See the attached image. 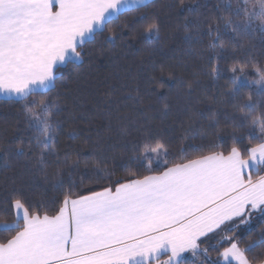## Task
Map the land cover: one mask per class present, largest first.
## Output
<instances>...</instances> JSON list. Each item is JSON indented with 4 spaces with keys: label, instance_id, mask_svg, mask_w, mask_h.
Instances as JSON below:
<instances>
[{
    "label": "snow or ice",
    "instance_id": "snow-or-ice-1",
    "mask_svg": "<svg viewBox=\"0 0 264 264\" xmlns=\"http://www.w3.org/2000/svg\"><path fill=\"white\" fill-rule=\"evenodd\" d=\"M147 3L0 0V95L18 99L36 130L37 159L45 180L46 154L56 158L57 176L61 165L72 168L80 163L78 159L69 165L67 153L61 161L53 147L60 128L53 117L63 112L51 95L56 82L64 69L83 65L98 35L107 32L105 43L115 47L122 33L110 25ZM223 7L227 15L205 21L212 50L207 74L213 80L220 78L222 69L212 61L224 59L226 50L220 43L221 27L237 35L253 29L264 32V0H237L235 6L223 0ZM216 8L220 11L221 5ZM117 27L133 33L127 24ZM184 30L188 33L187 22ZM160 32L153 20L141 35L158 43ZM226 71L232 88L223 102L238 113L225 117L232 128L226 135L215 112L207 132L194 119L202 113H193L179 137L180 148L173 152L172 140L146 123L135 129L130 141L133 155L123 166L124 177L113 180L106 168L94 169L98 177L108 173L103 176L108 186L100 190L85 193L75 191L73 183L64 188L58 182L53 188L61 197L35 200L27 188L16 187L15 180L10 188L6 184L0 210L11 219L0 221V264H184L185 253L199 264H252L248 254L264 247V228L255 240L244 241L238 233L257 217L264 221V103L258 104L251 94L241 96V87L255 85L256 93L264 96V67L234 62ZM160 83H165L163 76ZM193 91L189 83L187 94ZM168 107L164 105V115ZM122 134L132 135L127 128ZM68 136L77 138L75 132ZM33 154L30 142L15 149L26 162ZM9 159L4 150L6 167Z\"/></svg>",
    "mask_w": 264,
    "mask_h": 264
},
{
    "label": "trees",
    "instance_id": "trees-1",
    "mask_svg": "<svg viewBox=\"0 0 264 264\" xmlns=\"http://www.w3.org/2000/svg\"><path fill=\"white\" fill-rule=\"evenodd\" d=\"M217 5H221L220 11ZM227 14L223 0H183V4L180 0H152L146 7L120 15L119 20L110 25L117 33H122L115 47L105 43L107 32L98 35L96 42L88 46L83 65L64 69L62 78L56 82V91L51 93L63 109L58 117H53L60 123L55 133L58 142L53 147L61 161L69 154V165L80 160L79 165L72 168L61 165L59 176L56 175V158L47 154L48 179L40 172L37 159L40 149L34 140L36 130L30 127L21 102L1 99L0 197L6 191V184L9 188L12 186V180L16 187L27 188L28 195L35 200L61 197V192L53 188L58 182H62L64 188L73 183L75 191L85 193L108 186L103 176L113 173V180L125 176L123 166L130 163L129 157L133 155L130 141L136 136L135 129L146 123L172 140L173 152L180 148L179 137L193 113H202L194 116L200 130L209 131V121L215 112L223 134L231 132L225 117L238 113L231 103L223 102L232 88L231 74L226 69L234 62L248 61L264 67V32L253 29L237 35L221 27L220 43L226 50L224 59L212 61L219 63L222 69L220 78L213 80L207 74L212 50L208 47L205 21ZM142 16L147 20H142ZM153 20L161 27L158 43L141 35L146 24ZM186 22L188 33L184 30ZM125 24L132 28V34L128 27L122 30L117 27ZM169 72L173 74L171 78ZM161 76L165 81L163 86ZM254 78L249 76L250 80ZM189 83L194 87L191 96L187 94ZM249 94L258 104L264 103V96L256 93L255 85L241 87V96ZM165 104L169 106L166 115L163 114ZM125 128L132 135L124 136L122 129ZM70 132L77 134L75 140L69 139ZM29 142L34 154L32 160L26 162V158L15 155V149L21 143L27 147ZM4 150L10 155L7 167ZM96 168H106L108 173L98 177ZM10 219L0 210V221ZM262 228L264 221L257 217L251 227L241 228L238 234L244 241L259 239ZM212 255L215 257L216 253ZM248 255L252 264H264V247H256ZM184 264L193 263L188 259Z\"/></svg>",
    "mask_w": 264,
    "mask_h": 264
},
{
    "label": "rangeland",
    "instance_id": "rangeland-1",
    "mask_svg": "<svg viewBox=\"0 0 264 264\" xmlns=\"http://www.w3.org/2000/svg\"><path fill=\"white\" fill-rule=\"evenodd\" d=\"M236 2H237V0H232L233 6H235ZM243 227L249 228V227H251V224H249V225H247V226L242 225L241 228H243ZM186 255H187V254H186ZM186 255L183 256V260H184V262H185L186 260L190 259V260L192 261L193 264H198V263H197L198 259H197L196 257H193L192 255H187V256H186Z\"/></svg>",
    "mask_w": 264,
    "mask_h": 264
},
{
    "label": "crops",
    "instance_id": "crops-1",
    "mask_svg": "<svg viewBox=\"0 0 264 264\" xmlns=\"http://www.w3.org/2000/svg\"><path fill=\"white\" fill-rule=\"evenodd\" d=\"M150 1H152V0H148V2H150ZM1 99H3V100H18V99H16V98H11V99H10V98H8V97H6V96H4V95H0V100H1ZM186 254H187V255H191V253H185L184 255H186ZM187 255H186V256H187Z\"/></svg>",
    "mask_w": 264,
    "mask_h": 264
}]
</instances>
